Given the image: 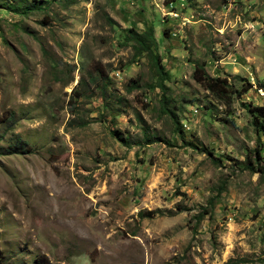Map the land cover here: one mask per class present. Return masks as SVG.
Returning <instances> with one entry per match:
<instances>
[{
    "label": "rangeland",
    "instance_id": "rangeland-1",
    "mask_svg": "<svg viewBox=\"0 0 264 264\" xmlns=\"http://www.w3.org/2000/svg\"><path fill=\"white\" fill-rule=\"evenodd\" d=\"M262 83L264 0H0V264H264Z\"/></svg>",
    "mask_w": 264,
    "mask_h": 264
},
{
    "label": "trees",
    "instance_id": "trees-1",
    "mask_svg": "<svg viewBox=\"0 0 264 264\" xmlns=\"http://www.w3.org/2000/svg\"><path fill=\"white\" fill-rule=\"evenodd\" d=\"M36 1V0H35ZM38 1V0H37ZM124 39L128 42H131V47L133 48V57H143L145 56L149 62L150 68L153 71V76L156 78V82L154 87H158L163 95V106L164 112L167 110L166 108V89L167 86L165 81L169 78V72L166 70L164 64L162 63L161 55L157 52V41L154 37V30L152 26H147L143 31H137L134 28L125 29V36ZM193 78L199 82L206 90L211 92L217 98L225 97L226 95H230L229 98L231 99V95L234 94L236 96H241L244 94L251 85L247 83L245 86L241 87L240 89L233 88L231 84H229L224 77H212L210 76L203 64L195 63L192 73ZM107 75L105 74L104 70L101 68H96L95 76H90V79L95 82L97 80L100 81L101 84V96H106V83L105 80L107 79ZM134 86L136 83L135 79L131 80ZM262 88H264V83L259 84ZM132 89V88H130ZM76 87L73 88L70 98H74V94H76L77 98L82 96V94H78L76 91ZM247 111L251 116V124L253 125L255 131H264V107L262 106H247ZM9 119L14 121L13 113L9 115ZM177 131H182V127L179 122L176 121V128ZM17 142V153H28L31 152V149L27 147V143L23 141L18 135L16 136ZM258 153V152H257ZM258 156V155H257ZM211 203V202H210ZM212 204V203H211ZM207 209H203L200 216L207 213ZM156 211H146L145 213H140L141 215L145 214L147 216H151Z\"/></svg>",
    "mask_w": 264,
    "mask_h": 264
},
{
    "label": "built area",
    "instance_id": "built-area-1",
    "mask_svg": "<svg viewBox=\"0 0 264 264\" xmlns=\"http://www.w3.org/2000/svg\"><path fill=\"white\" fill-rule=\"evenodd\" d=\"M262 92V90H260Z\"/></svg>",
    "mask_w": 264,
    "mask_h": 264
}]
</instances>
